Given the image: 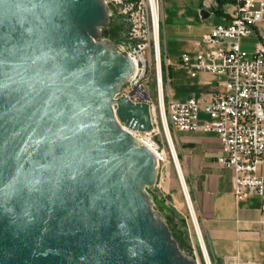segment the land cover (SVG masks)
Segmentation results:
<instances>
[{
  "label": "water",
  "instance_id": "95a60500",
  "mask_svg": "<svg viewBox=\"0 0 264 264\" xmlns=\"http://www.w3.org/2000/svg\"><path fill=\"white\" fill-rule=\"evenodd\" d=\"M110 14L0 0V264H198L149 192L156 154L122 126L153 130L148 94L119 95L135 65L100 39Z\"/></svg>",
  "mask_w": 264,
  "mask_h": 264
},
{
  "label": "built area",
  "instance_id": "2783aa9c",
  "mask_svg": "<svg viewBox=\"0 0 264 264\" xmlns=\"http://www.w3.org/2000/svg\"><path fill=\"white\" fill-rule=\"evenodd\" d=\"M111 2L125 24L124 39L118 50L134 62L135 71L120 96H130L135 90L148 94L152 102L153 130L130 132L141 144L157 156L158 168L168 160L162 141L169 149L173 142L169 124L180 131L214 132L221 145L218 163L233 173V193L238 200L250 195L264 197V0H236L231 21L216 25L202 37L207 47L193 56L183 54L181 65L190 76L209 72L225 78L224 90L202 103L195 99L186 102H165L164 78L160 51V0H105ZM157 28V38H156ZM255 34L258 42L249 56L241 40ZM155 64L157 104L152 101L144 81L150 66ZM167 65V63H166ZM118 95V96H119ZM133 101L145 98L130 97ZM200 111L208 115L202 121ZM166 124V125H165ZM264 210V204H263ZM222 264H264V257L247 259L227 256Z\"/></svg>",
  "mask_w": 264,
  "mask_h": 264
},
{
  "label": "crops",
  "instance_id": "0c3cea01",
  "mask_svg": "<svg viewBox=\"0 0 264 264\" xmlns=\"http://www.w3.org/2000/svg\"><path fill=\"white\" fill-rule=\"evenodd\" d=\"M198 2L200 8L203 7L210 13L206 19L208 21L204 22L208 31L203 36L218 24H228L236 5V0L232 4H225L224 14L219 15L215 11L216 0ZM211 14L216 19L213 20ZM163 21L162 15V25ZM193 21L195 20L183 14L174 19L173 25L190 28ZM163 34L166 68L164 96L167 104L182 103L190 99L202 103L224 90L223 76L198 72L192 77L182 68L183 54L193 56L194 51L207 47L197 35L178 31L174 33V37L184 45L185 51L177 55V60L173 63L165 43V28ZM199 117L202 121L208 120L204 111H200ZM171 136L210 261L213 264H222L224 257L237 255L247 259L264 257V197L250 195L245 200L235 197L232 187L233 173L217 161L221 155L217 135L203 130L180 131L172 127Z\"/></svg>",
  "mask_w": 264,
  "mask_h": 264
},
{
  "label": "rangeland",
  "instance_id": "374dc122",
  "mask_svg": "<svg viewBox=\"0 0 264 264\" xmlns=\"http://www.w3.org/2000/svg\"><path fill=\"white\" fill-rule=\"evenodd\" d=\"M198 1L199 0H160L162 10L160 17L159 40L164 87L166 68L164 61L163 28H165V43L168 46L169 57L172 62L175 63V60H177V55H180L183 51H185V48L183 47L184 45H182V43L179 42L176 37H174L175 32H189L191 34L197 35L200 41H202L203 33H206L208 31L206 25H204V22H207L208 20L201 19L200 11L203 9V7H199ZM107 5L111 11V14L107 19L106 24L100 28V39L113 42L117 45L118 48V43L125 37V24H123L124 21H122V18H120L115 6L111 2H108ZM183 14L195 20L193 21V23H191L190 28L176 27L173 25L174 19L178 16H182ZM162 15L164 17L163 25ZM211 18L214 20L216 19V16L214 14H211ZM104 29L107 30V37H104L102 34ZM257 42L258 39L256 35L252 34L248 37L242 38L241 47L248 53L249 56H252ZM196 52L197 51H194V53ZM144 83L148 86L146 88L152 97V101L157 104L156 74L154 62L153 65L150 66L148 78L144 81ZM169 127L172 134V126L170 124ZM157 140L162 141L163 147L168 156V160L166 161V163L160 164L158 168V180L156 183L155 191L153 192L154 198L156 200L155 205L157 208L159 207L158 210L160 209L163 212L164 216L167 218L171 226L170 229L174 231L175 234L173 235H175L174 237H176L181 250L192 256L198 264H208V261L202 249V242L198 238V233L193 223L191 211L189 209L190 207L188 205L181 180L176 170L173 155L171 154V151L164 138H157ZM200 232L205 245L201 227ZM210 264L213 263L210 261Z\"/></svg>",
  "mask_w": 264,
  "mask_h": 264
},
{
  "label": "bare ground",
  "instance_id": "6f19581e",
  "mask_svg": "<svg viewBox=\"0 0 264 264\" xmlns=\"http://www.w3.org/2000/svg\"><path fill=\"white\" fill-rule=\"evenodd\" d=\"M152 3H153V0H152ZM155 34H156V38H157V28H156V32H155ZM135 92H136V94L138 95V96H146V92H144V91H140V90H135ZM149 105H150V109H151V107H152V102H147ZM166 125V124H165ZM148 147L151 149V148H153V145L152 144H149L148 145ZM152 150V149H151ZM153 151V150H152ZM170 151H171V154L173 155V158H174V160H175V163H176V170H177V172H178V174H179V178H180V180H181V182H182V187L186 190V186H185V182H184V179H183V176H182V172H181V170H180V168H179V163H178V159H177V155H176V150H175V148H174V145H173V142L171 141L170 142ZM154 152V151H153ZM155 153V152H154ZM156 154V153H155ZM190 209V208H189ZM194 218V217H193ZM195 219V218H194ZM197 235L200 237V239H202V236H201V232H200V229H198L197 228ZM202 246H203V252H204V255L206 256V259H207V261H208V264H210V260H209V257H208V254H207V251H206V248H205V245H204V241H203V239H202Z\"/></svg>",
  "mask_w": 264,
  "mask_h": 264
},
{
  "label": "trees",
  "instance_id": "16d2710c",
  "mask_svg": "<svg viewBox=\"0 0 264 264\" xmlns=\"http://www.w3.org/2000/svg\"><path fill=\"white\" fill-rule=\"evenodd\" d=\"M232 3H234V0H216V4H217V6H216V8H215V11H216L219 15H222V14H224V9H223L224 5H225V4H232ZM122 29H123V28H122ZM154 191H155V188L149 190V192L151 193V195H152V197H153V200H154V202H155V204H156V200H155L154 195H153V192H154ZM158 208H159V207H158ZM159 210H160V209H159ZM160 212L163 214V212H162L161 210H160ZM163 216H164V214H163ZM164 218H165L166 222L168 223L169 227L171 228V226H170V224H169L167 218H166L165 216H164ZM171 230H172V229H171ZM172 232H173V234H175L173 230H172ZM174 236H175V235H174ZM175 238H176V237H175Z\"/></svg>",
  "mask_w": 264,
  "mask_h": 264
}]
</instances>
